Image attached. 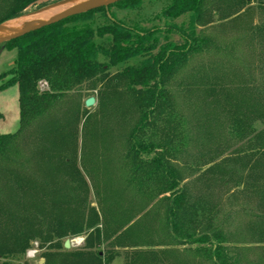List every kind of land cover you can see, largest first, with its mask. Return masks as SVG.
I'll list each match as a JSON object with an SVG mask.
<instances>
[{
	"label": "trees",
	"instance_id": "obj_1",
	"mask_svg": "<svg viewBox=\"0 0 264 264\" xmlns=\"http://www.w3.org/2000/svg\"><path fill=\"white\" fill-rule=\"evenodd\" d=\"M38 1L0 0V25ZM143 1L121 0L0 45V55L16 56L0 74V93L16 86L19 94V127L0 134V264H39L24 261L32 243L45 250L42 264H110L113 256L88 249L111 238L141 244L129 233L149 203L150 220L162 222L154 246L195 245L212 264H239L235 245L264 244V0H168L163 26L148 29L111 13L138 11ZM255 9L263 19L252 25ZM95 16L105 25L95 26ZM239 22L246 32L229 46L204 33ZM241 47L247 59L234 56ZM205 55L211 61L199 63ZM82 90L117 124L132 120L125 177L99 210L89 202L99 189L84 160L92 121ZM182 100L199 105L188 114ZM102 189L106 199L110 187ZM84 233V250L64 248Z\"/></svg>",
	"mask_w": 264,
	"mask_h": 264
},
{
	"label": "rangeland",
	"instance_id": "obj_2",
	"mask_svg": "<svg viewBox=\"0 0 264 264\" xmlns=\"http://www.w3.org/2000/svg\"><path fill=\"white\" fill-rule=\"evenodd\" d=\"M75 0H69L67 2L71 3ZM57 0H39L37 3L28 7L22 13V19L30 18L38 15L42 11H45L48 7L50 9L54 8L52 6H60ZM65 3V2H64ZM142 6L138 11H130L128 9H111V13L119 21H123L128 24H140L142 28H152L155 26H163L164 21L158 18L164 8L169 4L168 0H144ZM55 4V5H54ZM48 10V9H47ZM7 12V7L5 4L0 3V15H4ZM263 19L262 12L255 9L251 18L248 19V23L252 25L258 24ZM96 21L95 26L105 25L106 20L101 17L95 16ZM236 25V26H235ZM235 25H229L223 27L220 26H210L204 30L205 34L211 35L213 38L217 39V42L222 45H231L233 42L242 37L246 32V26L239 22ZM174 41H178L179 38L173 37ZM234 56L238 58L247 57L248 50L241 47V49H236ZM15 51H4L0 55V74L6 72L12 65L15 59ZM211 57L206 56L198 59L199 63H206L211 61ZM247 59V58H246ZM215 63V58H213ZM116 70L111 69L114 73ZM1 84V82H0ZM39 86V89L41 88ZM18 89L16 86L10 87L7 91L0 93V134L6 135L8 133H14L19 127V106H18ZM89 93L86 90H82L80 94V102L84 103L85 100L89 99ZM95 95V92H94ZM183 105V110L190 114L194 111L195 107L199 104H187L185 101H180ZM88 117L92 121L88 129V140L84 148V152H89L88 156L84 158L85 162L93 166V170L96 171L98 179H96L95 184L98 187V195L96 194V189L90 193L89 202L91 207L99 210V201L103 200L110 203L117 195L118 182H121L125 177L126 170L122 167L123 164V146L124 140L123 136L129 131L132 120L125 116V119L116 123V120L112 117L109 110L100 108L95 100V105L87 109ZM122 120V119H121ZM105 187H110V190L106 196L103 198L102 193ZM234 212H241V202H235ZM153 205L149 203L147 208H145L144 215L141 219V224L139 227H135L130 234L131 238L136 240L138 243L134 246L129 244V240H114L111 238L110 241L102 243L101 246H94L88 251L92 254H99L103 258L112 257L113 260L110 264H212L208 250L196 249L194 246L186 247H167L163 243L161 246H154L153 243L162 238L161 227L162 222L160 219L151 221L149 209ZM142 214V215H143ZM224 214V212H223ZM141 215V216H142ZM238 216L237 219H241ZM137 219L127 223L122 230L118 232H123L127 230L130 225H133ZM134 231V232H133ZM89 234L84 233L78 237H68L66 240L70 241L71 252H78L85 249V242ZM120 238V237H119ZM65 240V241H66ZM159 241V240H158ZM128 246V247H127ZM238 252L243 253L240 256L239 264H264V244H257L254 242H247L243 245H235ZM29 252L31 254H29ZM45 250L38 248L37 243H32L31 247L26 251L24 261L30 263H39L43 260V253ZM163 252V253H162Z\"/></svg>",
	"mask_w": 264,
	"mask_h": 264
},
{
	"label": "water",
	"instance_id": "obj_3",
	"mask_svg": "<svg viewBox=\"0 0 264 264\" xmlns=\"http://www.w3.org/2000/svg\"><path fill=\"white\" fill-rule=\"evenodd\" d=\"M67 1L69 0H62L55 4H62ZM120 1L121 0H87L83 3L76 4L65 11L56 13L51 17L25 20L22 19L21 16L17 19L5 21V23L0 25V45L13 39L20 38L23 35L29 34L31 32L38 31V29L55 25V23L69 19L72 16L86 14L89 11L101 8H105L107 10L110 6L115 5ZM49 8L51 7H48L47 9ZM84 104L86 109H90V107L95 105V98L90 97L84 101ZM64 248L66 250L70 248L69 240L64 242ZM42 263L43 261L40 262V264Z\"/></svg>",
	"mask_w": 264,
	"mask_h": 264
},
{
	"label": "bare ground",
	"instance_id": "obj_4",
	"mask_svg": "<svg viewBox=\"0 0 264 264\" xmlns=\"http://www.w3.org/2000/svg\"><path fill=\"white\" fill-rule=\"evenodd\" d=\"M85 1H87V0H75L71 3L65 2V3H62L60 6H54V8H52V9L49 8L48 10L42 11L41 13H39L38 15H36L34 17L25 18V20L51 17V16L55 15L56 13L65 11V10L71 8L72 6H74L76 4L83 3Z\"/></svg>",
	"mask_w": 264,
	"mask_h": 264
},
{
	"label": "built area",
	"instance_id": "obj_5",
	"mask_svg": "<svg viewBox=\"0 0 264 264\" xmlns=\"http://www.w3.org/2000/svg\"><path fill=\"white\" fill-rule=\"evenodd\" d=\"M43 86V85H42ZM29 254H31L30 252H29Z\"/></svg>",
	"mask_w": 264,
	"mask_h": 264
}]
</instances>
